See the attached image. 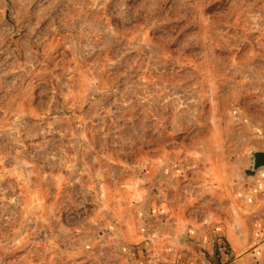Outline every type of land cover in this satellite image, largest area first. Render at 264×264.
<instances>
[{"label": "rangeland", "instance_id": "obj_1", "mask_svg": "<svg viewBox=\"0 0 264 264\" xmlns=\"http://www.w3.org/2000/svg\"><path fill=\"white\" fill-rule=\"evenodd\" d=\"M258 152L264 0H0V264L185 251L264 213Z\"/></svg>", "mask_w": 264, "mask_h": 264}, {"label": "crops", "instance_id": "obj_2", "mask_svg": "<svg viewBox=\"0 0 264 264\" xmlns=\"http://www.w3.org/2000/svg\"><path fill=\"white\" fill-rule=\"evenodd\" d=\"M256 212L251 214L250 221L245 222L238 215L222 226L215 225L199 231L190 229L185 251L171 252V256H160L156 261L147 255L149 259L142 264H203V259L205 264L264 263V213L258 209ZM248 223L256 227L252 235L243 228ZM143 238L141 242L145 245L141 247L146 249L149 239L146 235Z\"/></svg>", "mask_w": 264, "mask_h": 264}, {"label": "water", "instance_id": "obj_3", "mask_svg": "<svg viewBox=\"0 0 264 264\" xmlns=\"http://www.w3.org/2000/svg\"><path fill=\"white\" fill-rule=\"evenodd\" d=\"M254 164H255L254 170H261L262 168H264V153L263 152L255 153Z\"/></svg>", "mask_w": 264, "mask_h": 264}, {"label": "trees", "instance_id": "obj_4", "mask_svg": "<svg viewBox=\"0 0 264 264\" xmlns=\"http://www.w3.org/2000/svg\"><path fill=\"white\" fill-rule=\"evenodd\" d=\"M224 247H228V246L227 245L226 246L224 245Z\"/></svg>", "mask_w": 264, "mask_h": 264}]
</instances>
